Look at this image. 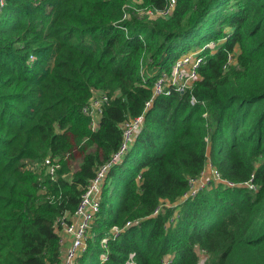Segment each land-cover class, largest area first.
Listing matches in <instances>:
<instances>
[{"label": "trees", "instance_id": "trees-1", "mask_svg": "<svg viewBox=\"0 0 264 264\" xmlns=\"http://www.w3.org/2000/svg\"><path fill=\"white\" fill-rule=\"evenodd\" d=\"M128 2L0 5V264L59 263L60 219L141 114L76 264H264V0H176L154 18L142 10L169 0ZM196 45L200 77L154 95ZM96 90L109 100L93 128ZM209 160L235 184L183 197Z\"/></svg>", "mask_w": 264, "mask_h": 264}, {"label": "built area", "instance_id": "built-area-1", "mask_svg": "<svg viewBox=\"0 0 264 264\" xmlns=\"http://www.w3.org/2000/svg\"><path fill=\"white\" fill-rule=\"evenodd\" d=\"M136 2L135 4H140L142 0H136ZM175 2L176 0H169L166 9L146 8V11L148 13L152 12L155 17L159 15L167 16L171 13ZM3 3L4 0H0V5ZM124 16L126 17V13ZM203 50L202 48H198L193 51H187L178 57L172 66V70L170 72H163L156 79L153 86L154 95L168 91L172 86L180 91H184L186 87L191 86L194 80L200 77L198 69L205 58L202 53ZM108 100L109 96L107 93L96 90L90 98L89 103L84 106V112L88 113L92 118L91 123L93 128L97 127L98 121L103 113V108ZM195 100L193 96L191 101L194 102ZM150 103L151 101H148V104ZM143 119L144 114H141L121 122V128L123 130L122 141L118 149L112 153L110 159L99 164L94 176L89 179L87 186L81 194L77 208L72 216L68 217L69 220H66L65 217L60 219L57 230L60 236L61 259L58 264H76L77 258L85 251L89 229L101 208V192L104 180L111 167L122 161L126 155L134 140L135 134L143 124ZM46 163L49 164L50 173L54 175L56 168L59 167V163L50 158L46 159ZM205 175H207L206 178ZM207 177H213L217 181L226 182L231 185L235 184L233 181L222 178L212 161L209 160L202 174L199 177L191 179L190 189L183 197L189 194H195L200 188L204 187L207 183ZM241 184L253 189L257 188V185L252 179L241 182ZM157 211L158 208L155 210V213ZM106 258L107 256L104 257V259Z\"/></svg>", "mask_w": 264, "mask_h": 264}, {"label": "rangeland", "instance_id": "rangeland-1", "mask_svg": "<svg viewBox=\"0 0 264 264\" xmlns=\"http://www.w3.org/2000/svg\"><path fill=\"white\" fill-rule=\"evenodd\" d=\"M129 3H137V2H136V0H129ZM142 12L145 13V14L147 15L148 18H149V17H151V18H154V17H155V15H154L152 12L148 13V12L146 11V9H143ZM198 48L201 49L202 46H198V45L193 46V47H191L188 51H193V50H196V49H198ZM206 176H207V175H205V178H206ZM208 179H209V178L207 177V179H206L207 182L209 181ZM86 248H87V247H86ZM85 250H86V249H85ZM83 253H84V252H83ZM83 253H82V254H83ZM200 254H201V260L206 259V254H204L203 252H201ZM80 256H81V255H80ZM77 259H78V258H77ZM77 263H78V261H77Z\"/></svg>", "mask_w": 264, "mask_h": 264}, {"label": "crops", "instance_id": "crops-1", "mask_svg": "<svg viewBox=\"0 0 264 264\" xmlns=\"http://www.w3.org/2000/svg\"><path fill=\"white\" fill-rule=\"evenodd\" d=\"M70 216H72V214Z\"/></svg>", "mask_w": 264, "mask_h": 264}]
</instances>
